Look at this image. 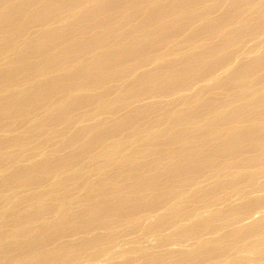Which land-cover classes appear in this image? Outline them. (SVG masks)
I'll use <instances>...</instances> for the list:
<instances>
[{
  "label": "rangeland",
  "instance_id": "374dc122",
  "mask_svg": "<svg viewBox=\"0 0 264 264\" xmlns=\"http://www.w3.org/2000/svg\"><path fill=\"white\" fill-rule=\"evenodd\" d=\"M30 1L34 2L33 5H25V2L23 3L20 2L19 3L20 6L17 5L16 7H12L11 9L10 7L9 8L6 7L5 5L2 7L3 10H1L0 12V23H1L0 35L1 33L2 35H4L3 36L4 41L6 42L10 41V43L13 42L14 44V47L12 48L11 51L13 54L10 52L9 54L3 55L2 58H1L2 53L0 54V77L1 79L4 80L3 81L0 79V86L2 87L3 85L10 82V80H12L13 77H19V79H22L23 81V79L30 80L31 78H34V76L35 77L41 76V71L42 74L47 73L49 67L54 66L52 64V61L55 65L57 64L59 65L66 62L67 63L71 62L73 60V62H76L73 64L74 66L73 69L76 68L78 70L75 69L73 71L74 74L70 76L65 75V77L64 75L60 77L59 72L57 74V77L56 76L50 77L48 75L43 78L46 79V81L41 79L44 81L42 83L43 85L42 87L39 86L37 89L33 91L24 90L25 92L21 91L18 92L19 94L16 93L14 94V96L12 95L13 96L12 100L17 101L16 102L17 105L10 106L7 110V113L9 114L4 115L5 117H2L3 119L0 118L1 119L0 144L3 145L2 146L3 157H0V161L4 159L7 160L10 158H14L16 155H18L19 157L9 162L10 165L8 163H7L8 166L5 164L6 166L5 169L3 168V171L2 169H0V184H1L0 191L2 189L5 190L3 191L2 194H0L2 196V197L0 196L1 197L0 210L2 208L1 213H3L2 211L4 209H5L4 211H10V212L11 211L13 212L14 210L15 211L18 210L17 208L20 205L19 202H21L19 196L23 197L24 195H26L25 192L28 188L25 190V192L23 189H21V191L15 190V192H13V189H15L14 184H18L22 182L21 181L22 177H20L18 173L17 176L12 175L13 178H10L11 176L8 175L9 179L7 180L3 179L4 177L6 178V175L9 174L10 172L11 173H14V171L18 172L19 167L22 166L26 167L31 164H38L42 161H44L43 162L44 165H47L48 160L56 161L55 164H58L60 158L58 160V157L55 158V156L59 154H61L62 162L65 161V164H70L68 162L71 161L73 162V160L74 161L80 160L85 155L84 154L85 150L88 149L89 147L92 148V145L89 146V144H91L93 141H94L93 142L94 147H96L95 145L97 144L98 141L99 144H97V146L98 145L100 146L101 140L104 136H105L104 137L105 140L103 138L102 142L105 141V144H107L106 142H108L109 147L110 144H112L111 142L116 141L118 143L117 147L119 148L121 146V148L120 150L117 149L120 152L119 156H118V151L116 155H113L112 158L114 162H112V164L111 162L108 163L107 161L106 163H104L105 168L103 167L102 169H104L105 171L102 170L103 173L96 172L93 174V172L88 173L87 171L86 173L88 174L81 173L80 176L77 175L80 177V179L79 177L76 176L77 177L76 179L79 180L78 182L79 186H76L78 191L76 190L74 191L73 186H71L72 187L71 190H70L71 187L69 188V191L70 193H72L73 190L74 191L73 196L75 195L74 197L76 198V200L77 199L78 200L77 201L75 200L77 204L74 203L76 204L74 205L76 207H73L71 205L70 209H68L69 211L65 216L66 220L60 219L61 221H59L52 219L53 223H51V225L53 224V226L51 227V225H49V227H47L48 226L47 224L44 227V229H46L47 232L46 231H43L44 233L42 231L36 232L35 234H32L34 237H32V235H29L31 239H29L28 236L24 238L25 241L19 243H12V244L6 243L0 249V264H264V142H263V146L259 150L256 149L257 151L247 150V148L245 147L246 144L243 146L244 148L242 147L243 149L240 148L239 146V149L237 148V150H235L233 154L231 153L232 155H228L226 152L222 153L221 151V148L223 147V142L226 143L228 140L226 139L224 141L222 136L223 134H226L225 131L228 130L229 132V130L235 127L233 125L236 124L238 125L236 127H240V129L248 130V132H250L251 131L250 129L254 125L263 123L262 118L260 117V114L257 112V110L251 109L248 106L250 103L248 101L251 100L253 98L252 96H254V94L257 93H260V95L264 96V66H263L264 64L260 68L257 67V70L255 68L254 71H252L251 68L247 69L248 66L246 65H249V62L252 63L251 61L253 60L256 61V59L258 60L260 57L262 58V56H264V0H192L193 1V3L191 2L192 4L186 3L185 6H183V8L182 6L179 7L177 6V9H176V3L177 4L182 3V0H166L167 4L165 0H160V1L152 0V2L153 1L155 2V5L152 6L149 5V7L147 2H151V0H147V1L145 0H103V1L97 0L96 1L95 0L96 3L90 7L88 4L84 2V0H81L80 2L79 0H49V1L30 0ZM0 2L8 3L11 5L13 3V0H0ZM144 2L147 4L146 8H145L146 4ZM83 4L87 7L86 8L80 7ZM103 4L106 5V7L105 8L102 7V10L98 11L99 14L90 17ZM31 6H34L36 8L34 12L32 11L33 13L30 14L31 15L30 17V15L25 14L27 12V10L25 9L30 8ZM169 6L171 7L169 8ZM121 7H123V10H121L122 9ZM23 8L24 10H22ZM94 9L95 11L91 13L92 10ZM143 9H144V13L142 12ZM168 9H170L169 10L170 12L168 11ZM36 11L39 12L37 13ZM54 12L56 13L54 14ZM190 12H192L191 16H190ZM13 13L14 15H12ZM4 14L7 16L6 18ZM57 15L58 18H56V20H52L53 24L50 23L49 25H47L48 20H50V18L52 19L54 17H57ZM22 16L23 17L26 16L25 17L26 21L22 19ZM189 16L190 18H188ZM31 20L32 23L30 22ZM204 21L207 22V24ZM208 21H210V23H208ZM59 22L61 24L58 25ZM131 22H134L132 23L133 25L132 28L130 26ZM22 23L26 24L28 27H24L25 25H22ZM45 23L47 24L45 25ZM204 23L206 27H204V31H202L201 28H203L202 25ZM41 25L45 27H42ZM213 25H216L217 27L215 31L209 29L210 26L215 28V26ZM3 26L4 28L8 27L9 30L7 31V28L6 30H4ZM39 26L41 27L39 28ZM26 28L27 29L29 28L28 33L25 37L26 39L24 38L22 39L19 30L21 29L25 30ZM41 28L43 30L44 28H46L47 32L45 31L44 33ZM48 29L50 31H48ZM200 29L202 32L199 31ZM212 31L215 32L213 36L211 35L213 33ZM42 32L45 35L42 34ZM199 32L201 33V35ZM40 33L42 34L43 37L41 36ZM63 33H65V35ZM122 33L126 35L120 36L123 35ZM51 35L54 37H52ZM63 35L64 37H62ZM27 37L29 41H26ZM57 37L58 40L60 39L59 42L56 39ZM65 37H68L69 40ZM5 38H7L8 40ZM117 40H119L121 45H119L120 44L119 42H115ZM27 42L28 43L31 42L27 47L28 51L25 46ZM112 42L113 44H111ZM20 44L21 47H19ZM103 44L104 47L108 46L109 44L108 46L109 48L112 46L119 45V49H120V53L118 57L117 58L115 57L116 62H114L113 64L111 63V65H109L110 68L108 64L109 62H113L112 59H114L115 55L113 57H111L113 54L110 56L111 60L107 58V60L109 61L108 62L106 60L108 62L106 67L107 69L105 68L106 63L104 64L105 60L103 61V55L101 54L102 57L100 56V53L104 54L105 53L104 51L106 50L104 49L102 51L99 50V48H101ZM110 44L112 46H110ZM54 46L56 47V49L54 48ZM125 47L126 49L124 50L123 48ZM66 48L68 49V52ZM17 49L20 50L17 51ZM30 49L31 50L35 49V51L37 52L32 51L31 53ZM24 51L26 54L24 53ZM193 51L196 54H199V55H195L198 56L197 58L198 60L195 57L193 58L194 56V54H192L194 53ZM211 51L212 52L218 51V53L215 52L214 55L215 57L222 56L223 58L224 54L228 55L227 57L228 59L226 57L224 58V61L226 59L227 61L223 62L222 60V63H220L219 66H216V68L211 69L210 66H212L213 63L212 60L214 59L212 58L213 54H211ZM59 53H62V55L63 54L65 55L67 53L68 55L66 54V56H68V58H66V56L61 57L60 56L61 54ZM52 54H55L56 56ZM85 54L88 55L90 59V63L92 65L89 63L88 61L89 59H86L88 57ZM191 55H193L192 58H189ZM53 57L55 58L58 57V58L55 59ZM9 58L11 60L9 62L11 63L8 62ZM48 58L49 60H47ZM27 59L30 61H28ZM63 59H65V61ZM190 59H192L191 61H194V59H196L198 62H195L196 61L195 60L194 63L196 65L198 64L199 65L196 68H194L195 69L193 70L194 72L192 71V73L188 75V71H189L188 66L193 63L190 61ZM82 60H84L85 63L84 62L81 63ZM189 61L191 62V64H188L190 63ZM27 62L30 64H28ZM12 63L13 65H11ZM184 65L186 66V68ZM196 65H194V67ZM4 66H6L7 68ZM180 66L181 68H179ZM11 67L12 69H10ZM172 67L174 68V70L172 69ZM204 67L207 68V71L205 73L204 71L206 69ZM108 68L112 71V73H110L111 71ZM14 70L16 72H14ZM45 70L47 72H45ZM85 70L87 71L85 72ZM106 70L107 71L109 70L108 77H110V74L112 77L111 79L107 80V83L104 82L105 79L102 77L107 75L106 73L108 72ZM178 70L180 72H178ZM211 70L214 72H210ZM114 71L115 73H113ZM236 71H239V73H237ZM17 72H18V76L16 75ZM120 72L121 74L123 73L125 74L118 78L119 76L118 74ZM11 73H15L14 76H11L12 75ZM27 73L28 75L25 76V74ZM209 73H211L212 75ZM173 74L176 76H174ZM191 75L194 76L193 77L194 79L192 78ZM171 76L175 77L176 80ZM178 76L180 80H182L181 82L179 81V78H177ZM49 77L51 80L49 79ZM52 78L53 79L55 78L54 81ZM61 78H65V79L60 80ZM102 79H104V81H102ZM168 79L169 82L171 81V79H174L175 81L173 80L172 82L175 83V86L179 84L178 85L179 87L178 86L176 88L173 87L172 86L173 84L171 82L172 85L171 84L169 85L171 87V88L169 87L171 91L167 92L169 90ZM68 80L70 83L68 82ZM98 81L99 82L101 81L99 85L97 84ZM176 81H179L180 83L179 82L176 83ZM235 81H237V83ZM63 82L67 85H65ZM78 83L80 85H78ZM91 83L95 85V88L97 87L96 91L95 89L90 90V92L94 91L93 93L87 91L84 94V97L82 94L79 93H78L79 97L77 94L71 96L70 97L71 99L73 97L74 98L72 100L69 99L68 101L65 102L67 103L65 104L66 107L64 106V102L61 103V106L65 108L64 111L67 113L61 111L62 107L60 106V101L58 100L55 101L54 103L58 106L57 107L54 104L56 106V107L54 106L55 109L58 110V112L60 111L61 112L58 113L56 111L57 114L55 113L52 116L53 118L48 117V114L47 112L44 111V109H46L45 107H48V104H50L49 101L51 99L55 100L56 98L60 97V95L63 92L65 93L66 90L75 91L80 87L86 85H87L86 87L89 88V86H93L90 85ZM181 83L184 85L183 88H181L183 86ZM246 83L248 84V86ZM36 84L38 85V83ZM45 84L47 85V87ZM65 86L66 87L68 86L69 88L68 87L66 88ZM236 87L239 88L237 89ZM104 88L109 90L107 91L108 93L106 92L107 96L105 103L107 104V106L103 105L102 107L99 104L98 106L95 102L89 104L90 99L94 98L95 94H99L100 92H103ZM175 89L176 91H174ZM17 95L23 97L26 96L25 98V100H27L26 103L24 98ZM27 96H29V98ZM20 99L22 100L19 101ZM18 102L20 103L19 105ZM40 102L41 104H39ZM212 102L215 103L212 104ZM76 103L79 106L75 107V105H77ZM38 104L40 105V107ZM216 104L218 105L216 106ZM67 105L69 106V108L70 105L72 106L69 109ZM240 105L242 109L240 108ZM1 107L2 105H0V109ZM33 107L37 109H34ZM59 107L61 108L59 109ZM67 109L68 111L71 110L70 114L67 111ZM237 109L238 110L240 109V111H238V117H237L238 119L234 117L233 120V117H230V115L233 113V111ZM28 111L31 112L35 111V115H30V116L28 115L27 117H24L25 120H23V118L22 120L16 119L19 122L13 123L15 124V126L12 129H10L12 132L7 128H5V126L7 127L8 125L7 123L11 124V122L14 121L15 118L19 117V115L22 116L25 115ZM171 112L173 113L172 116H174L175 122L177 117L180 116L181 118H185L187 116L190 117V118L187 117V119L190 122L185 118L183 121L184 124L182 123L183 125L182 124L180 125L181 129L179 134L176 132L177 124L175 125L174 124L175 122L172 119L169 120ZM194 112H197L198 114L192 116ZM64 114H65L64 118L66 121L63 118ZM67 114H69V116ZM167 114H169V116ZM211 116L214 118H218L217 121L222 122V123L218 122L219 124H216L217 121L215 122V127L217 128L216 135L218 134L219 135L217 136L218 138H216V140L214 141L209 137L210 134H208V129H209L208 126H210V124H208L209 123L208 121H211L210 120L212 118ZM223 116H225L224 117L225 119L223 118ZM11 118L14 120H9ZM44 118H47L44 125L47 126L46 127L43 126L44 128L40 127L37 132L36 131L38 127L37 125L39 124L40 120H43ZM191 118H193V120H190ZM6 119H8V122L4 123L3 121ZM52 119L54 120L51 121ZM161 120L163 124L161 123ZM191 121L192 123L196 122L195 126L194 124H191ZM247 122L249 123L247 124ZM185 123H187V125ZM223 123L227 126L224 127ZM59 124L62 127H60ZM145 125L146 127H144ZM53 126L55 127L53 128L52 132L48 133V130ZM219 126H223V127L218 128ZM147 127L150 130H148ZM185 127L189 128L190 130L192 129L190 131V134L188 133L184 135V131L182 129H184ZM42 128L44 130H42ZM153 128L155 130H153ZM221 128H223L224 131H221L222 130ZM142 129H144V131H142ZM83 130L85 131L87 130V133L84 132V134L85 137L88 139V140L85 139L84 142L82 139L83 135L80 134L81 131ZM131 130L134 131L135 133H133ZM136 131L138 133H136ZM217 131L220 133H218ZM31 133H33L34 135H32ZM52 133H56V134H52ZM78 133L79 135L78 137H76ZM197 133H199L200 135L198 136ZM30 134L32 137L30 136ZM134 134H136V136ZM164 134L166 135L164 136ZM174 134H176L177 136ZM21 135L26 136L25 137L26 139L29 138L27 139L29 142H27L23 147L21 146L22 147L21 149L20 148L16 149V147H11V148L8 147L10 149L9 150L4 148V146L6 147V145L9 143L10 140L21 137ZM170 135L173 138H170L171 137ZM186 135H188V137ZM74 136L76 137V139L74 138ZM182 136H184L185 138ZM192 136L194 137L196 136V137L194 138ZM219 136H221L220 140H219ZM38 137L41 138L38 140ZM177 137L179 139L177 140L178 145L175 149L176 151L174 150L176 154L171 156L170 151H168V149H164L163 147L164 145L166 146L167 144H169L168 141L171 139L172 140L170 143H174V140L176 141ZM190 137H192V139ZM198 137H200V139H198ZM68 138L69 139L74 138L73 140H70L69 144H71V146L69 148H67L66 146H62L63 142ZM33 139H36V142ZM141 139L144 142L140 141ZM196 139L198 140L196 141ZM90 140L92 142H90ZM107 140H111V141H107ZM38 141L39 143H42L41 144L42 146L39 147L40 144L39 145L37 144ZM133 142L134 143L137 142L136 144L139 146H137ZM152 142L153 144H151ZM196 142H198L199 145ZM200 142L203 144H200ZM30 143H33V145ZM35 143L37 145H35ZM29 145H31L33 148ZM141 145L145 147L142 148ZM35 146L40 148L38 149L39 152L37 151ZM155 146H156V150L154 148ZM212 146L214 150V155L211 157V164L209 165V167L207 165L206 166L200 165V169H197V174H192L194 173V170L192 169L193 165L194 164L196 165V162H194V160H198L199 151H201V149L199 148L202 149L204 148L203 150H207V149L210 150ZM135 147H137V149ZM159 147H161L162 150ZM194 148L196 149L194 150ZM89 149L86 150V153L87 151H89ZM189 150L190 151L193 150L194 151L193 153L196 152L195 157L193 156L194 154L192 153V151L191 153H189L190 152ZM219 150L221 153H219ZM121 151L123 152L122 154ZM52 152L55 153L52 154ZM56 152H58V154ZM62 152L64 155L62 154ZM156 152H158L159 154ZM175 155L178 159L181 158L180 156L183 155V158H185L184 162H186V164L187 163L189 164L188 166H185L184 171L186 168H188L189 170L187 169L185 172H183L182 175L177 176L176 178L175 177L172 178L173 176V171H172V175L170 174L168 178L164 179L163 178L164 175L161 169L163 170V168H165V166L167 165L168 166L172 164L174 165L175 162L177 164L178 160L175 157ZM45 156L47 157L50 156L48 157L50 159H48ZM53 156L55 159L52 158ZM63 156H65L64 157L65 159L63 158ZM123 157H125V159ZM257 158H260L259 159L260 162H257L258 164L255 163L256 162L255 160H257ZM86 159L87 158L83 159V161L85 160L86 162H83L82 170L84 169V167H87V165L89 164V161H87ZM192 160L194 163L192 162ZM107 163L111 164L109 166L110 168L107 167L108 166ZM204 164H205V160H204ZM90 165L92 164H89L88 168L91 167ZM41 168L42 166L39 167V170L36 169L37 171L35 172L37 174L34 173L35 174L34 178L32 176L31 177L28 176L30 177L27 179L29 180L28 183L30 182L29 184L32 185L37 184L38 183L37 179H39L40 177L41 179H44L46 181L48 180V178H46L48 177V173H46L48 171V169L46 168L48 167H46L45 169L43 168L41 169ZM43 170H45L44 174H42ZM142 170L144 172H142ZM41 174L44 177H42ZM99 174H103L102 177H100ZM81 177L83 178V180L81 179ZM162 178L166 182L165 186L162 183L163 182ZM23 179L24 178H22V180ZM152 179L154 181H152ZM171 179L173 182L171 181ZM27 180L24 179L23 181L27 182ZM32 180L33 182L36 181L35 184L32 182ZM7 181L8 183L6 184ZM95 182L96 185L98 184L100 186V188L98 185L97 186L94 185ZM3 183H5L6 185ZM84 183L89 184L88 188H91L90 190L88 189L87 191L88 194L85 193L84 191H79L80 189H78L81 188V185ZM103 183H105L106 185H104ZM9 184H11V187ZM46 184H47L46 186H48V183ZM76 187H74V189H76ZM161 188L163 191L161 190ZM94 191L97 193H95ZM15 193L16 194L20 193V194L19 195L17 194L16 196ZM83 194L85 197L83 196ZM93 194L94 195L97 194L95 198H93ZM79 197L81 199H79ZM7 199L9 200L7 201ZM4 200H6L7 202ZM4 202L6 204H4ZM46 202H48V200ZM13 208L14 210H12ZM71 209L72 212L73 211L75 212V213L73 212L74 215L72 214ZM106 210H108V212ZM116 210H118V212ZM45 211L46 212H44V214L48 215L47 210ZM36 212L37 211L34 212V215H36ZM40 213L38 210L37 217L43 216V212L40 211ZM114 214H116L115 215L116 217H114ZM174 215L175 218L173 217ZM71 217H73V219H71ZM179 217L183 219H179ZM129 219H131L132 221ZM173 219H175L174 220L175 222H173ZM56 221L59 222L58 225L57 223H54ZM170 221H172L173 223ZM182 221L184 222V224ZM86 222L89 223L86 224ZM88 226L89 228H87ZM55 229L57 230L55 231ZM40 232H42L41 234L44 235L42 236ZM67 232H69L70 235ZM66 234H68L69 237ZM36 237H38V239H36ZM41 238H43V240L45 241H43ZM34 240L36 242H34ZM93 241H95V243H92ZM50 244L51 245L55 244V245L54 247L53 245L50 247ZM202 247H204V249ZM34 250L35 252L38 251L37 253H40V255H38V257L33 259L30 258L28 254L33 252ZM25 253L27 254L26 260L21 261V257H20L21 254L26 255Z\"/></svg>",
  "mask_w": 264,
  "mask_h": 264
},
{
  "label": "bare ground",
  "instance_id": "6f19581e",
  "mask_svg": "<svg viewBox=\"0 0 264 264\" xmlns=\"http://www.w3.org/2000/svg\"><path fill=\"white\" fill-rule=\"evenodd\" d=\"M36 1V0H35ZM49 1V0H48ZM97 1V0H96ZM96 1L95 0H84V2L86 3V4H88L89 5V7L90 6H92V5H94L95 3H96ZM103 1V0H102ZM145 1H147V0H145ZM156 1V0H155ZM160 1V0H159ZM166 1V0H165ZM183 1V0H182ZM190 1V0H189ZM3 2V1H2ZM8 2V1H7ZM17 2V3H16ZM23 3V2H25V5H33V3L34 2H32V1H30V0H13V3L10 5V4H8V3H1L0 2V12H1V10H3V6H5L6 5V7H10V9L12 8V7H16L17 5L18 6H20V4L19 3ZM42 2V1H41ZM191 2L193 3V1L191 0ZM196 2H198V1H196ZM51 3V2H50ZM108 3V2H107ZM126 3V2H125ZM145 3V2H144ZM143 3V4H144ZM148 3V7H149V5L150 6H152V5H155V2L153 1L152 2V0H151V2H147ZM153 3V4H152ZM161 3V2H160ZM192 3H190V4H192ZM46 4V3H45ZM146 4V3H145ZM166 4H167V1H166ZM7 5H9V6H7ZM23 5V4H22ZM21 5V6H22ZM24 5V6H25ZM44 5V4H43ZM175 5V4H174ZM174 5H173V7H174ZM35 6H36V4H35ZM73 6V5H72ZM141 6V5H140ZM146 6H147V4L145 5V8H146ZM23 7V6H22ZM39 7H41V6H39ZM80 7H87V6H85L84 4L83 5H81ZM102 7L103 8H105L106 7V5H101V7L97 10V11H95L94 13H95V15L96 14H99V12L98 11H101L102 10ZM143 7H144V5H143ZM148 7H147V9H148ZM171 6H169V8H170ZM7 8V9H8ZM21 8V7H20ZM27 8V7H26ZM35 8L36 7H34V6H31L30 8H27V9H25V10H27V12L25 13V14H28V15H30L31 13H33L34 12V10H35ZM45 8V7H44ZM46 8H48V7H46ZM122 9L121 10H123V7H121ZM142 8V7H141ZM6 9V8H5ZM18 9V8H17ZM88 9V8H87ZM9 10V9H8ZM22 10H24V8L22 9ZM37 10H39V9H37ZM42 10H43V8H42ZM63 10V9H62ZM82 10V9H81ZM150 10V9H149ZM155 10V9H154ZM170 9H168V11H169ZM175 10V9H174ZM17 11V10H16ZM19 11H20V9H19ZM33 11V12H32ZM60 11V10H59ZM85 11V10H84ZM147 11V10H146ZM145 11V12H146ZM230 11H232V10H230ZM230 11H229V13H230ZM14 12V11H13ZM37 12V11H36ZM39 12V11H38ZM37 12V13H38ZM64 12H65V10H64ZM96 12H98V13H96ZM130 12V11H129ZM143 13H144V9H143V11H142ZM170 12V11H169ZM3 13V12H2ZM8 13V12H7ZM56 12H54V14H55ZM82 13V12H81ZM84 13V12H83ZM191 13L192 12H190V16H191ZM24 14V15H25ZM57 14H58V12H57ZM5 15V14H4ZM8 15V14H7ZM12 15H14V13L12 14ZM32 15H34V14H32ZM52 15V14H51ZM56 16V15H55ZM190 16L188 17V18H190ZM192 16H195V15H192ZM7 16L5 15V18H6ZM25 17L26 16H22V19L23 20H25ZM30 17H31V15H30ZM50 17V16H49ZM52 17V16H51ZM61 17V16H60ZM142 17V16H141ZM4 18V17H3ZM4 18V19H5ZM17 18V17H16ZM21 18V17H20ZM33 18V17H32ZM56 18H58V15H57V17H54V18H50V20H48V24L47 23H45V25L47 24V25H49L50 23H52V20H56ZM138 18V17H137ZM144 18V17H143ZM19 19V18H18ZM192 19V18H191ZM47 20V19H46ZM58 20V19H57ZM70 20V19H69ZM132 20V19H131ZM143 20V19H142ZM216 20V19H215ZM20 21H22V20H20ZM26 21V20H25ZM37 21H40V20H37ZM81 21V20H80ZM212 21V20H211ZM219 21V20H218ZM19 22V21H18ZM31 23H32V20L30 21ZM34 22V21H33ZM46 22V21H45ZM205 22V21H204ZM214 22V21H213ZM223 22V21H222ZM24 23V22H23ZM22 23V25H25L24 27H28L26 24H23ZM41 23V22H40ZM68 23V22H67ZM132 23H134V22H131L130 24V26H131V28H132ZM143 23V22H142ZM156 23V22H155ZM206 24H207V22H205ZM205 23L203 24V25H205ZM208 23H210V21H208ZM215 23V22H214ZM214 23H212V24H214ZM1 24V23H0ZM12 24V23H11ZM38 24V23H37ZM53 24V23H52ZM59 24H61L60 22L58 23V25ZM64 24V23H63ZM82 24V23H81ZM211 24V25H212ZM3 25H4V23H3ZM5 25H7V24H5ZM13 25H14V23H13ZM19 25H20V23H19ZM144 25V24H143ZM202 25V27L203 28H201L202 29V31H204V27H206V25L205 26H203ZM216 25H217V23H216ZM216 25H213V26H215V28L214 27H212V26H210V30H214L215 31V29L217 28L216 27ZM2 26V25H1ZM12 26V25H11ZM42 27H45V26H43V25H41ZM41 26H39V28L41 27ZM127 26V25H126ZM167 26V25H166ZM222 26H223V24H222ZM15 27V26H14ZM19 27V26H18ZM29 27H30V25H29ZM47 27V26H46ZM51 27V26H50ZM79 27V26H78ZM152 27H153V25H152ZM258 27V26H257ZM7 28V31L9 30L8 29V27H6ZM6 28H4V26H3V29L4 30H6ZM9 28H11V27H9ZM48 28H49V26H48ZM55 28V27H54ZM58 28V27H57ZM122 28V27H121ZM124 28V27H123ZM207 28H208V25H207ZM213 28V29H212ZM224 28V27H223ZM15 29V28H14ZM29 29V28H28ZM28 29L26 28L25 30H23V29H21V30H19V32H20V35L22 36V39L24 38V39H26L25 37H26V35H27V33H28ZM42 29V28H41ZM130 29V28H129ZM140 29V28H139ZM150 29V28H149ZM201 29L199 30L200 32H202L201 31ZM221 29V28H220ZM219 29V30H220ZM254 29V28H253ZM17 30V29H16ZM52 30H53V28H52ZM57 30V29H56ZM61 30V29H60ZM67 30V29H66ZM75 30V29H74ZM131 30V29H130ZM208 30V29H207ZM206 30V31H207ZM218 30V31H219ZM257 30V29H256ZM15 31V30H14ZM42 31L45 33V31H46V28H44V30L42 29ZM48 31H50L49 29H48ZM96 31V30H95ZM118 31V30H117ZM121 31V30H120ZM209 31V30H208ZM10 32V31H9ZM17 32V31H16ZM42 32V34H44ZM47 32V31H46ZM54 32V31H53ZM58 32V31H57ZM84 32V31H83ZM94 32V31H93ZM115 32H116V30H115ZM131 32V31H130ZM199 32V33H200ZM213 32V31H212ZM217 32V31H216ZM6 33V32H5ZM49 33V32H48ZM52 33V32H51ZM127 33V32H126ZM196 33V32H195ZM198 33V34H199ZM214 33L215 32H213L211 35L213 36L214 35ZM12 34V33H11ZM18 34V33H17ZM31 34V33H30ZM41 34V33H40ZM42 34H41V36H42ZM56 34V33H55ZM59 34V33H58ZM64 35H65V33H63ZM112 34V33H111ZM119 34V33H118ZM123 34V33H122ZM144 34H145V32H144ZM217 34V33H216ZM10 35V34H9ZM45 35V34H44ZM61 35H62V33H61ZM64 35L62 36V37H64ZM124 35H126V34H123V35H120V36H124ZM200 35H201V33H200ZM4 35H2V33H1V35H0V54L2 53V56H1V58L3 57V55H6V54H9L11 51H12V48L14 47V44H13V42L12 43H10V41L9 42H6V41H4L3 40V37ZM6 36V35H5ZM14 36V35H13ZM20 36V37H21ZM52 36V35H51ZM67 36H68V34H67ZM77 36V35H76ZM129 36H130V33H129ZM195 36V35H194ZM197 36V35H196ZM43 37V36H42ZM49 37V36H48ZM52 37H54V36H52ZM72 37H73V35H72ZM104 37V36H103ZM140 37V36H139ZM10 38V37H9ZM60 38H61V36H60ZM65 38H67L68 39V37H65ZM82 38V37H81ZM129 38V37H128ZM199 38V37H198ZM232 38V37H231ZM5 39H7V38H5ZM36 39V38H35ZM45 39V38H44ZM54 39V38H53ZM57 40H58V37L56 38ZM8 40V39H7ZM21 40V39H20ZM41 40V39H40ZM60 40V39H59ZM59 40H58V42H59ZM69 40V39H68ZM194 40V39H193ZM26 41H29L28 40V37H27V40ZM52 41V40H51ZM103 41V40H102ZM107 41V40H106ZM105 41V42H106ZM225 41H226V39H225ZM34 42H35V40H34ZM36 42H37V40H36ZM47 42V41H46ZM53 42V41H52ZM51 42V43H52ZM115 42H119V40H117V41H115ZM193 42V41H192ZM198 42V41H197ZM25 43V42H24ZM28 43V42H27ZM26 43V49H27V47H28V45H29V43H31V42H29L28 44ZM45 43V42H44ZM48 43V42H47ZM50 43V42H49ZM60 43H61V41H60ZM60 43H59V45H60ZM65 43H67V42H65ZM104 43V42H103ZM120 43V42H119ZM221 43V42H220ZM15 44H16V42H15ZM19 44V43H18ZM37 44V43H36ZM39 44H40V42H39ZM57 44V43H56ZM71 44V43H70ZM105 44H107V43H105ZM111 44H113V42L111 43ZM110 44V46H112ZM118 44V43H117ZM35 45V44H34ZM45 45V44H44ZM44 45H43V47H44ZM47 45V44H46ZM53 45V44H52ZM68 45V44H67ZM101 45V44H100ZM114 45H115V43H114ZM119 45H121V43L119 44ZM119 45L117 46H112V47H108L109 46V44H108V46H106V47H104V44H103V46L101 47V48H99V50H106V51H104L105 53L103 54V53H100V56H101V54L103 55V61L105 60V62H104V64L106 63V66H105V68L107 67V64H108V60H107V58L108 59H110L111 60V57H113L114 55V59H112L113 60V62H109V64H108V66L109 65H111V63L113 64L114 62H116V60H115V57L117 58L118 57V55H119V53H120V49H119ZM17 46V45H16ZM24 46V47H25ZM40 46V45H39ZM49 46V45H48ZM189 46V45H188ZM19 47H21V44H20V46ZM23 47V48H24ZM33 47V46H32ZM31 47V48H32ZM37 47V46H36ZM69 47H70V45H69ZM72 47V46H71ZM88 47H90V46H88ZM87 47V48H88ZM99 47V46H98ZM39 48V47H38ZM54 48L56 49V47L54 46ZM58 48V47H57ZM62 48V47H61ZM48 49H49V47H48ZM52 49H53V46H52ZM65 49V48H64ZM67 49V48H66ZM94 49V48H93ZM124 50L126 49V47L125 48H123ZM14 50V49H13ZM18 50H20V49H17V51ZM44 50H45V48H44ZM87 50V49H86ZM109 50V51H108ZM214 50V49H213ZM27 51H28V49H27ZM30 51H31V53H32V51H35V49L34 50H31L30 49ZM43 51V50H42ZM52 51V50H51ZM57 51H58V49H57ZM62 51V50H61ZM82 51V50H81ZM35 52H37V51H35ZM34 52V53H35ZM48 52H49V50H48ZM54 52V51H53ZM60 52V51H59ZM67 52H68V49H67ZM93 52V51H92ZM109 52V53H108ZM114 52H115V54H114ZM174 52V51H173ZM194 52V51H193ZM208 52V51H207ZM215 52H217L218 53V51H211V54H213L212 55V58H214L212 61H213V63H212V66H210V68L212 69H214V68H216V66H219V64L220 63H222V60H223V62H225V61H227V57H228V55H226V54H224L223 56V58H222V56H214L215 55ZM12 53V52H11ZM18 53V52H17ZM24 53H25V51H24ZM30 53V52H29ZM64 53V52H63ZM87 53H88V51H87ZM91 53V52H90ZM94 53V52H93ZM161 53V52H160ZM199 53V52H198ZM13 54V53H12ZM26 54V53H25ZM24 54V55H25ZM41 54H42V52H41ZM47 54V53H46ZM45 54V55H46ZM59 54H61L60 56L62 57H64V56H66V54L64 55H62V53H59ZM92 54V53H91ZM113 54V55H112ZM137 54V53H136ZM192 54H194V56L193 55H191L189 58H192V56H193V58L195 57L196 59L198 58V56H195V55H199V54H196L195 52L194 53H192ZM23 55V56H24ZM30 55V54H29ZM52 55H55V54H52ZM68 55V54H67ZM85 55H87V54H85ZM88 55H89V53H88ZM88 55H87V57H88ZM112 55V56H111ZM145 55H146V53H145ZM207 55H208V53H207ZM226 55V56H225ZM11 56V55H10ZM9 56V57H10ZM19 56V55H18ZM17 56V57H18ZM21 56V55H20ZM34 56V55H33ZM47 56V55H46ZM51 56V55H50ZM56 56V55H55ZM71 56H72V54H71ZM74 56V55H73ZM80 56V55H79ZM111 56V57H110ZM158 56V55H157ZM6 57V56H5ZM38 57H39V55H38ZM41 57V56H40ZM52 57V56H51ZM77 57H78V55H77ZM82 57V56H81ZM80 57V58H81ZM84 57V56H83ZM86 57V56H85ZM93 57V56H92ZM102 57V56H101ZM110 57V58H109ZM161 57V56H160ZM227 58L225 61H224V58ZM21 58V57H20ZM26 58H28V57H26ZM53 58H55V57H53ZM56 58H58V57H56ZM55 58V59H56ZM66 58H68V56H66ZM69 58H70V56H69ZM74 58V57H73ZM146 58V57H145ZM157 58H159V57H157ZM189 58H188V60H189ZM202 58V57H201ZM261 58V57H260ZM256 59V61H251L252 63H250L249 62V65H246V66H248V68L247 69H249V68H251L252 69V71H254V69L256 68V70H257V67L258 68H260L263 64H264V56H262V58L261 59ZM15 59V58H14ZM24 59V58H23ZM84 59V58H83ZM86 59H89V57L88 58H86ZM98 59V58H97ZM100 59V58H99ZM196 59H194V61L196 60ZM6 60H7V58H6ZM28 60V59H27ZM47 60H49V58L47 59ZM52 60V59H51ZM61 60V59H60ZM64 61H65V59H63ZM68 60V59H67ZM76 60V59H75ZM85 60V59H84ZM84 60H82V62L81 63H83L84 62ZM102 60V59H101ZM108 62H107V61ZM192 59H190V61H191ZM198 60V59H197ZM195 61V62H198V61ZM9 61H11L10 60V58H9V60H8V62ZM28 61H30V60H28ZM71 61V60H70ZM77 61V60H76ZM89 61V63H90V59L88 60ZM94 61V60H93ZM96 61V60H95ZM100 61V60H99ZM145 61V60H144ZM189 61V62H190ZM194 61H191V62H193L194 63ZM210 61V60H209ZM13 62V61H12ZM47 62V61H46ZM59 62V61H58ZM62 62V61H61ZM151 62V61H150ZM188 62V61H187ZM191 62L190 63H188V64H191ZM203 62V61H202ZM9 63H11V62H9ZM24 63V62H23ZM28 63V62H27ZM33 63V62H32ZM48 63V62H47ZM74 63H76V62H73V60L71 61V62H66V63H62V64H57V65H55L54 63H53V61H52V64L54 65V66H52V67H49V69L46 71L45 70V72H47V73H43L42 74V71H41V76H37V77H35L34 76V78H31L30 80H24L23 79V81H22V79H19V77H13L12 78V80H10V82H8L7 84H5V85H3L2 87L0 86V105H2V107H1V109H0V118L1 119H3L2 117H5L4 115H6V114H9V113H7V110H8V108L10 107V106H16L17 105V101H15V100H12L13 98V96H14V94H16V93H18V92H21V91H24V90H30V91H33V90H35V89H37L39 86H43L42 85V83L44 82V81H46V79H43L44 77H46V76H50V77H52V76H56L57 77V74H58V72L60 73V77L62 76V75H64V77H65V75H68V76H70V75H72V74H74V70L76 69H73L74 68V66H73V64ZM80 63V62H79ZM85 63V62H84ZM88 63V62H87ZM191 64V65H189L188 66V68H189V71L188 70H186V71H188V75L190 74V73H192V71L193 70H195L194 68H196L198 65H196L195 63L194 64ZM205 63V62H204ZM204 63H202V64H204ZM211 63V62H210ZM215 63V64H214ZM17 64V63H16ZM28 64H30V63H28ZM39 64V63H38ZM43 64H44V62H43ZM91 64V63H90ZM206 64V63H205ZM251 64V65H250ZM5 65V64H4ZM9 65V64H8ZM7 65V66H8ZM11 65H13V63L11 64ZM21 65V64H20ZM42 65V64H41ZM76 65V64H75ZM79 65V64H78ZM89 65V64H88ZM92 65V64H91ZM165 65V64H164ZM194 65H196L195 67H194ZM3 66V65H2ZM10 66V65H9ZM26 66H28V65H26ZM49 66V65H48ZM73 66V67H72ZM81 66V65H80ZM94 66V65H93ZM179 66V65H178ZM182 66V65H181ZM181 66L179 67V68H181ZM185 66V65H184ZM208 66V65H207ZM264 66V65H263ZM4 67H6V66H4ZM13 67V66H12ZM12 67L10 68V69H12ZM21 67H23V66H21ZM20 67V68H21ZM30 67V66H29ZM78 67V66H77ZM129 67V66H128ZM206 67V66H205ZM204 67V68H205ZM7 68V67H6ZM5 68V69H6ZM45 68H46V66H45ZM81 68V67H80ZM89 68V67H88ZM87 68V69H88ZM109 68H110V66H109ZM108 68V69H109ZM171 68V67H170ZM184 68V67H183ZM185 68H186V66H185ZM204 68H203V70H204ZM263 68V67H262ZM15 69V68H14ZM23 69V68H22ZM51 69H52V71H51ZM86 69V68H85ZM107 69V68H106ZM172 69L174 70V68L172 67ZM176 69V68H175ZM206 70L204 71V73L207 71V68H205ZM250 69V70H251ZM8 70H9V67H8ZM7 70V71H8ZM44 70V69H43ZM76 70H78V69H76ZM110 70V69H109ZM109 70L107 71L108 73H106L107 75H105V73H104V75L105 76H102L104 79H105V81H104V79H102V81H104V82H106L107 83V80H109V79H111L112 77H111V74H110V77H108V74H109ZM114 70V69H113ZM117 70V69H116ZM115 70V71H116ZM169 70H171V69H169ZM181 70V69H180ZM6 71V70H5ZM18 71V70H17ZM19 71H21V70H19ZM23 71V70H22ZM87 70H85V72H86ZM111 71V70H110ZM115 71L113 72V73H115ZM176 71V70H175ZM174 71V72H175ZM248 71V70H247ZM11 72V71H10ZM14 72H16L15 70H14ZM30 72V71H29ZM76 72V71H75ZM83 72V71H82ZM82 72H80V73H82ZM164 72V71H163ZM173 72V71H172ZM177 72V71H176ZM178 72H180L179 70H178ZM194 72V71H193ZM210 72H214V71H210ZM237 73H239V71H236ZM257 72V71H256ZM79 73V74H80ZM110 73H112V71L110 72ZM232 73V72H231ZM254 73V72H253ZM258 73V72H257ZM260 73V72H259ZM6 74V73H5ZM10 74V73H9ZM12 75L11 76H14V74L15 73H11ZM47 74V75H46ZM77 74V73H76ZM117 74V73H116ZM125 73H123V74H121V72L118 74L119 76H118V78L120 77V76H123ZM175 74V73H174ZM173 74V75H174ZM177 74V73H176ZM179 74V73H178ZM209 74H211V73H209ZM261 74V73H260ZM2 75H3V73H2ZM17 76H18V72H17V74H16ZM20 75H21V73H20ZM26 75H28V73L27 74H25V76ZM39 75H40V73H39ZM195 75V74H194ZM197 75V74H196ZM207 75V74H206ZM212 75V74H211ZM232 75V74H231ZM254 75V74H253ZM6 76V75H5ZM7 76H9V75H7ZM81 76V75H80ZM174 76H176V75H174ZM192 76V75H191ZM190 76V77H191ZM24 77V76H23ZM50 77H49V79H50ZM76 77H78V76H76ZM170 77V76H169ZM168 77V78H169ZM172 77V76H171ZM194 76H192V78H193ZM197 77V76H196ZM206 77V76H205ZM229 77H231V76H229ZM233 77V76H232ZM59 78V77H58ZM72 78V77H71ZM80 78V77H79ZM172 78H174L175 80H176V78L175 77H172ZM177 78H179V76L177 77ZM228 78V77H227ZM0 79H1V77H0ZM4 79H6V78H4ZM28 79V78H27ZM41 79H43V80H41ZM53 79V78H52ZM55 79V78H54ZM54 79H53V81H54ZM62 79H65V78H61L60 80H62ZM66 79H67V77H66ZM98 79V78H97ZM164 79V78H163ZM174 79H171V81L169 82V79H168V82H169V84H168V88L170 87L169 85L171 84V82L174 80ZM194 79V78H193ZM1 80H3V79H1ZM8 80V79H7ZM51 80V79H50ZM70 80V79H69ZM69 80H68V82H69ZM81 80V79H80ZM79 80V81H80ZM100 80H101V77H100ZM114 80H115V77H114ZM174 80V81H175ZM238 80V79H237ZM248 80V79H247ZM4 81V80H3ZM76 81V80H75ZM153 81V80H152ZM158 81V80H157ZM179 81L181 82L182 80H180V78H179ZM179 81H176V83H178ZM240 81V80H239ZM48 82V81H47ZM59 82V81H58ZM66 82V81H65ZM77 82V81H76ZM101 82V81H100ZM99 81H98V85H99V83H100ZM179 82V83H180ZM236 83H237V81H235ZM243 82V81H242ZM36 83H38V85L36 84ZM50 83V82H49ZM52 83V82H51ZM64 83V82H63ZM67 83V82H66ZM70 83V82H69ZM75 83V82H74ZM83 83V82H82ZM88 83V82H87ZM153 83V82H152ZM2 84H3V82H2ZM56 84V83H55ZM65 84V83H64ZM95 84V83H94ZM173 84V85H172ZM172 86L173 87H177L179 84H177L176 86H175V83H173L172 82ZM182 84V83H181ZM180 84V85H181ZM187 84V83H186ZM186 84H185V86H186ZM241 84V83H240ZM247 84V83H246ZM46 85V84H45ZM60 85H62V84H60ZM65 85H67V84H65ZM78 85H80L79 83H78ZM90 85H93L92 83L90 84ZM98 85H96V86H98ZM183 85V84H182ZM233 85V84H232ZM245 85V84H244ZM257 85V84H256ZM49 86V85H48ZM64 86V85H63ZM75 86V85H74ZM82 86V85H81ZM87 86V85H86ZM86 86H83V87H80L79 89H77V90H75V91H71V90H69V91H67L66 90V92L64 93H62L61 95H60V97H58V98H56L55 100H48L49 102H50V104H48V107H45L46 109H44V111L45 112H47V114H48V117L50 118V117H52L55 113L57 114V112H58V110H56L55 109V107L57 106L54 102L55 101H60V106H61V103H63L64 102V106L66 107V105L65 104H67V103H65L66 101H68L69 99H71L70 97L71 96H74L75 94H77L78 95V93L79 94H82L83 95V97H84V94L87 92V91H89L90 92V90H92V89H95V91H96V89H97V87L95 88V85H93V86H89V88L88 87H86ZM105 86V85H104ZM220 86V85H219ZM236 86V85H235ZM241 86V85H240ZM247 86H248V84H247ZM46 87H47V85H46ZM66 87V86H65ZM68 87V86H67ZM66 87V88H67ZM98 87H100V86H98ZM173 87H172V89H173ZM179 87V86H178ZM184 87V85L181 87V88H183ZM243 87V86H242ZM249 87H251V86H249ZM69 88V87H68ZM167 88V89H168ZM171 88V87H170ZM169 88V90L167 91V92H170L171 91V89ZM231 88V87H230ZM237 88V87H236ZM239 88V87H238ZM237 88V89H238ZM245 88V87H244ZM244 88H242V89H244ZM248 88V87H247ZM45 89V88H44ZM74 89V88H73ZM130 89V88H129ZM40 90H41V88H40ZM49 90V89H48ZM99 90V89H98ZM101 90V89H100ZM131 90V89H130ZM203 90V89H202ZM44 91V90H43ZM57 91V90H56ZM62 91V90H61ZM107 91H109V90H107V89H103V92H98L99 94H95V97L94 98H92V99H90V102H89V104L90 103H92V102H95L97 105L99 104V105H101L102 107H103V105L104 106H107V104L105 103L106 102V92ZM174 91H176V89L174 90ZM240 91H241V89H240ZM25 92V91H24ZM23 92V93H24ZM92 92V91H91ZM90 92V93H91ZM94 92V91H93ZM92 92V93H93ZM96 92V93H97ZM108 93V92H107ZM215 93V92H214ZM243 93V92H242ZM19 94V93H18ZM22 94V93H21ZM30 94V93H29ZM54 94V93H53ZM129 94V93H128ZM226 94V93H225ZM13 95V96H12ZM48 95V94H47ZM94 95V94H93ZM92 95V96H93ZM109 95V94H108ZM251 95V94H250ZM17 96H20V95H17ZM36 96V95H35ZM35 96H34V98H35ZM44 96V95H43ZM98 96V97H97ZM133 96V95H132ZM20 97H22V98H24V100H25V98H26V96L25 97H23V96H20ZM28 98H29V96H27ZM46 97V96H45ZM55 97V96H54ZM54 97H53V99H54ZM78 97H79V95H78ZM130 97V96H129ZM200 97V96H199ZM243 97V96H242ZM253 98L251 99V100H249L248 102H250L249 103V107L251 108V109H254V110H257V112L260 114V117L262 118V121H263V123H261V124H256V125H252L253 127L250 129L251 131L250 132H248V130H242V129H240V127H236V126H238V125H233V126H235V127H233L231 130H229V132H228V130L227 131H225V133L226 134H223V139H224V141L226 140V139H228L227 140V142L225 143V142H223V147L221 148V151H222V153H224V152H226L228 155H232L233 153H234V151L235 150H237V148L239 149V146H240V148H242L245 144V147L247 148V150H253V151H257V150H259L262 146H263V142H264V96H262V95H260V93H257V94H254V96H252ZM15 98V97H14ZM19 98V97H18ZM40 98V97H39ZM74 98V97H73ZM72 98V99H73ZM71 99V100H72ZM83 99V98H82ZM86 99V98H85ZM97 99V100H96ZM199 99V98H198ZM239 99V98H238ZM22 99H20L19 101H21ZM23 100V101H24ZM32 100V99H31ZM34 100H36V99H34ZM84 100V99H83ZM221 100V99H220ZM229 100V99H228ZM244 100V99H243ZM245 100H247V99H245ZM26 101L27 100H25V103H26ZM74 101V100H73ZM72 101V102H73ZM85 101V100H84ZM193 101V100H192ZM238 101V100H237ZM48 102V103H49ZM70 102V101H69ZM218 102V101H217ZM245 102V101H244ZM247 102V101H246ZM34 103V102H33ZM43 103V102H42ZM75 103V102H74ZM208 103V102H207ZM215 102H212V104H214ZM240 103V102H239ZM20 103L18 102V105H19ZM29 104V103H28ZM39 104H41V102L39 103ZM38 104V105H39ZM56 106H55V105ZM77 104V103H76ZM185 104V103H184ZM203 104V103H202ZM245 104V103H244ZM248 104V103H247ZM247 104H246V106H247ZM21 105H23V104H21ZM27 105V104H26ZM31 105V104H30ZM81 105V104H80ZM87 105V104H86ZM98 105V106H99ZM218 104H216V106H217ZM33 106V105H32ZM55 106V107H54ZM71 106L72 105H70V108H71ZM76 106H79L78 104L77 105H75V107ZM185 106V105H184ZM220 106V105H219ZM29 107V106H28ZM31 107V106H30ZM39 107H40V105H39ZM42 107H43V105H42ZM58 107V106H57ZM62 107V108H61ZM61 107H59V109L61 108V111H64L65 110V108L63 107V106H61ZM67 107L69 108V106L67 105ZM74 107V106H73ZM81 107V106H80ZM235 107V106H234ZM34 108V107H33ZM69 108V109H70ZM205 108V107H204ZM240 108L242 109V107H241V105H240ZM247 108V107H246ZM31 109V108H30ZM34 109H37V108H34ZM41 109H43V108H41ZM41 109H39V110H41ZM58 109V108H57ZM77 109V108H76ZM218 109V108H217ZM244 109H245V107H244ZM22 110V109H21ZM29 110V109H28ZM74 110V109H73ZM16 111V110H15ZM38 111V110H37ZM57 111V112H56ZM60 111V112H61ZM67 111H68V109H67ZM71 111V110H70ZM70 111H68L69 112V114H70ZM238 111H240V109L238 110H235V111H233V113L230 115V117H233V120H234V117L236 118V119H238L237 117H238ZM9 112V111H8ZM11 112V111H10ZM40 112V111H39ZM60 112H58V113H60ZM65 112V111H64ZM173 112V111H172ZM170 113V119L169 120H175V118H174V116H172L173 115V113ZM221 112V111H220ZM223 112V111H222ZM251 112H252V110H251ZM13 113V112H12ZM65 113H67V112H65ZM204 113V112H203ZM37 114V113H36ZM69 114H67L68 116H69ZM196 114H198L197 112H194V114L192 115V116H194V115H196ZM229 114V113H228ZM255 114V113H254ZM18 115V114H17ZM30 116V115H35V111H33V112H31V111H28L25 115H19V117H17V118H15V120L16 119H18V120H22V118H23V120H25L24 119V117H27V116ZM61 115V114H60ZM116 115V114H115ZM168 116H169V114H167ZM203 115V114H202ZM245 115V114H244ZM40 116V115H39ZM62 116V115H61ZM64 116H65V114L63 115V118H64ZM162 116V115H161ZM165 116V115H164ZM172 116V117H171ZM198 116V115H197ZM196 116V117H197ZM226 116V115H225ZM225 116H223V118L225 117ZM243 116V115H242ZM16 117V116H15ZM41 117V116H40ZM188 117V116H187ZM187 117H185L186 118V120H188L187 119ZM199 117V116H198ZM212 117V116H211ZM7 118H8V115H7ZM42 118V117H41ZM53 118V117H52ZM69 118V117H68ZM165 118V117H164ZM174 118V119H173ZM185 118H181V116L180 117H177V119H176V122L174 123L175 125L177 124V129H176V127H175V129L177 130L176 132L179 134L180 133V129H181V127H180V125L183 123L184 124V119ZM188 118H190V117H188ZM222 118V117H221ZM227 118V117H226ZM244 118H245V116H244ZM1 119H0V121H1ZM46 119L47 118H44L43 120H40V122H39V124L37 125L38 127H37V129H36V131L38 132V130H39V128L40 127H43L44 125H45V121H46ZM70 119V118H69ZM183 119V120H182ZM194 119H196V118H194ZM206 119V118H205ZM207 119H209V118H207ZM217 119L218 118H214V117H212L210 120L211 121H208L209 123L208 124H210V126H208L209 127V129H208V134H210V138L211 139H213V141L214 140H216V138H218L217 136L219 135H216V127H215V122L217 121ZM225 119V118H224ZM228 119V118H227ZM7 120V121H6ZM6 120H4L3 122L5 123V122H8V119H6ZM9 120H14V119H9ZM10 121L11 122V124H9V123H7L6 125H7V127L5 126V128H7L8 130H10V129H12L14 126H15V124H13V123H15V122H19L18 120H16V121ZM54 119H52L51 121H53ZM60 120H61V118H60ZM63 120V119H62ZM64 120H65V118H64ZM134 120V119H133ZM166 120V119H165ZM190 120H193V118H191ZM204 120V119H203ZM50 121V120H49ZM66 121V120H65ZM64 121V122H65ZM112 121V120H111ZM139 121V120H138ZM156 121V120H155ZM189 121V120H188ZM220 121H222V120H220ZM253 121V120H252ZM261 121V122H262ZM38 122V121H37ZM62 122V121H61ZM157 122V121H156ZM167 122V121H166ZM169 122V121H168ZM172 122V121H171ZM190 122V121H189ZM201 122V121H200ZM211 122V123H210ZM219 121H217V123L216 124H219V123H222V122H219ZM236 122V121H235ZM234 122V123H235ZM16 123V124H17ZM25 123V122H24ZM31 123V122H30ZM60 123V122H59ZM66 123V122H65ZM64 123V124H65ZM121 123V122H120ZM140 123V122H139ZM161 123H162V120H161ZM165 123V122H164ZM188 123V122H187ZM187 123H185L186 125H187ZM196 123V122H195ZM195 123H192V121H191V124H194V126H195ZM206 123H207V121H206ZM228 123H230V122H228ZM233 123V124H234ZM243 123V122H242ZM249 122H247V124H248ZM254 123V122H253ZM1 124V123H0ZM20 124V123H19ZM35 124V123H34ZM135 124V123H134ZM148 124V123H147ZM152 124H153V122H152ZM159 124V123H158ZM163 124V123H162ZM182 124V125H183ZM208 124H206V125H208ZM251 124V123H250ZM22 125V124H21ZM48 125H49V123H48ZM60 125V124H59ZM112 125H113V123H112ZM137 125V124H136ZM165 125V124H164ZM47 126V125H46ZM46 126H44V127H46ZM56 126V125H55ZM55 126H53V127H51L49 130H48V133L49 132H52V130H53V128L55 127ZM65 126V125H64ZM138 126V125H137ZM141 126V125H140ZM143 126V125H142ZM174 126V125H173ZM193 126V125H192ZM223 126L224 127H226L227 125H225L224 123H223ZM223 126H219L218 128H220V127H223ZM19 127V126H18ZM43 127V128H44ZM60 127H62L61 125H60ZM68 127V126H67ZM113 127V126H112ZM136 127V126H135ZM144 127H146V125L144 126ZM149 127V126H148ZM147 127V129L148 130H150L149 128ZM158 127V126H157ZM168 127V126H167ZM191 127V126H190ZM231 127V126H230ZM16 128V127H15ZM42 128V130H44ZM151 128V127H150ZM48 129V128H47ZM46 129V130H47ZM107 129H110V128H107ZM112 129V128H111ZM222 130L221 131H224L223 130V128H221ZM227 129H228V127H227ZM237 129V132H235V130ZM7 130V131H8ZM14 130V129H13ZM17 130V129H16ZM41 130V131H42ZM45 130V131H46ZM137 130V129H136ZM153 130H155L154 128H153ZM152 130V131H153ZM183 131H184V135L185 134H190V131L192 130H190L189 128H184V129H182ZM194 130V129H193ZM225 130H226V128H225ZM11 131V130H10ZM35 131V132H36ZM40 131V132H41ZM104 131V130H103ZM111 131V130H110ZM114 131V130H113ZM112 131V132H113ZM118 131V130H117ZM132 131V130H131ZM139 131V130H138ZM140 131H141V129H140ZM142 131H144V129H142ZM169 131V130H168ZM172 131V130H171ZM195 131H197V130H195ZM211 131V132H210ZM247 131V132H246ZM5 132V131H4ZM12 132V131H11ZM44 132V131H43ZM84 132H86L87 133V130L85 131V130H83V131H81V133L80 134H82L83 135V137H82V139H83V142L85 141V139H87L86 137H85V134H84ZM129 132V131H128ZM133 133H135L134 131H132ZM156 132H157V130H156ZM159 132H160V130H159ZM175 132V131H174ZM218 132V131H217ZM10 133V132H9ZM8 133V134H9ZM34 133V132H33ZM33 133H31L32 135H34ZM102 133V132H101ZM109 133V132H108ZM136 133H138L137 131H136ZM144 133V132H143ZM143 133H142V135H143ZM149 133V132H148ZM218 133H220V132H218ZM224 133V132H223ZM7 134V135H8ZM31 134H30V136H31ZM43 134V133H42ZM52 134H56V133H52ZM57 134H59V133H57ZM64 134V133H63ZM121 134H122V132H121ZM152 134V133H151ZM192 134H194V133H192ZM198 134V136L200 135L199 133H197ZM6 135V136H7ZM28 135H29V133H28ZM28 135H27V137H28ZM37 135V134H36ZM78 135H79V133L76 135V137H78ZM99 135V134H98ZM105 135V134H104ZM135 136H136V134H134ZM138 135V134H137ZM150 135V134H149ZM153 135V134H152ZM166 134H164V136H165ZM174 135H176V134H174ZM183 135V134H182ZM206 135V134H205ZM221 135V134H220ZM227 135V136H226ZM39 136V135H38ZM48 136H50V135H48ZM54 136V135H53ZM95 136V135H94ZM161 136H163V135H161ZM171 136V135H170ZM177 136V135H176ZM187 137H188V135H186ZM26 136H22L21 135V137H18V138H16V139H13V140H10L9 141V143L6 145V147L4 146V148H6V149H9L8 147H16V149H21L27 142H29L27 139H29V138H25ZM32 137V136H31ZM34 137V136H33ZM76 137L74 136V138L76 139ZM81 137V136H80ZM105 137V136H104ZM103 137V138H104ZM116 137V136H115ZM152 137V136H151ZM159 137V136H158ZM179 137V136H178ZM178 137H177V139H176V141L174 140V143H170L171 142V140H167L168 142H169V144H167L166 146L164 145V149H168V151H170V154H171V156L172 155H174V154H176V147H177V145H178V141L177 140H179L178 139ZM182 137H184V136H182ZM181 137V138H182ZM192 137H194V136H192ZM192 137H190L191 139H192ZM196 137V136H195ZM194 137V138H195ZM220 137L221 136H219V140H220ZM1 138V137H0ZM10 138V137H9ZM15 138V137H14ZM41 138V137H40ZM39 137H38V140L40 139ZM43 138H45V137H43ZM47 138V137H46ZM73 138V139H74ZM94 138V137H93ZM92 138V139H93ZM96 138V137H95ZM103 138H102V140H103ZM153 138V137H152ZM160 138V137H159ZM170 138H173L172 136L170 137ZM175 138V137H174ZM181 138H180V140H181ZM185 138V137H184ZM3 139V138H2ZM36 139H37V137H36ZM36 139H33V140H35V142H36ZM53 139V138H52ZM69 139V138H68ZM65 140L64 142H63V140H62V142H63V144H62V146H66L67 148H69L70 146H71V144H69V142H70V140H73V139H69V140ZM81 139V140H82ZM97 139H98V137H97ZM100 139V138H99ZM113 139V138H112ZM163 139V138H162ZM162 139H160V140H162ZM165 139V138H164ZM190 139V140H191ZM198 139H200V137H198ZM198 139H196V141L198 140ZM222 139V140H223ZM8 140V139H7ZM31 140V139H30ZM43 140V139H42ZM57 140H59V139H57ZM56 140V141H57ZM88 140V139H87ZM102 140H101V143H100V146L98 145L97 146V144H99L98 142H97V144L95 145L96 147H94V141L92 142L91 140H90V142H92L91 144H89V146H91L92 145V148H88L89 149V151H87V153H86V150H88V149H86L85 150V155L80 159V160H78V161H74L73 160V162L71 161V162H68V163H70V164H65V161H61V154H59V155H57V156H55V158L56 157H58V160H59V158H60V161H59V163L58 164H55V162L56 161H50V160H48V164L47 165H44V161H42V162H40V163H38V164H31V165H28V166H22V167H19V171L18 172H15L14 170V173H9V174H7L6 175V178L4 177L3 179H5V180H7V179H9L8 178V175L9 176H11L10 178H13L12 177V175L14 176V175H16L17 176V173L20 175V177H22V178H24V179H28V178H30L31 176L34 178L35 177V174L34 173H36L35 171H37L36 169H38L39 170V167L40 166H42V168L43 169H45L46 167H48V168H46V169H48V171L46 172V173H48V177H46V178H48V180L46 181V180H44V179H41V177L39 178V179H41V180H39V179H37L38 180V183L37 184H35V182H33V180H32V182L35 184V185H32V184H29L28 183V181L29 180H27V182H24L23 180H22V178H21V181L22 182H20V183H18V184H14V187H15V189H13V192H15V190L16 191H21V189H23L24 190V192H25V190L27 189V190H29V191H27L26 190V195H24L23 197L21 196H19V199L21 200V202H19L20 203V205L18 206V210H14V208L12 209V210H14L15 211V213H14V211L11 213L10 211H2L3 213H1V210H2V208H1V210H0V227H2V228H0V249H1V247H3L6 243H19V242H22V241H25L24 240V238H26V237H28L29 235H32V234H35L36 232H39V231H46L47 232V230L46 229H44V227L48 224V226L47 227H49V225H51V223H53L52 221V219H54V220H59V221H61L60 219H65V216H66V214H67V212L69 211L68 209H70V207H71V205L73 206V207H76V206H74V205H76L77 204V200H76V198L73 196V192L76 190V191H78L77 190V187L76 186H79V180L78 179H76L77 177H79L80 176V174L82 173V174H85L87 171H88V173H92L93 172V174L94 173H96V172H100V173H103V171L102 170H104V169H102L103 167L105 168V166H104V163H106V161L109 163V162H111V164H112V162H114L113 161V155H116L117 154V149H119L120 150V148H121V146L118 148L117 147V142L115 141V142H111L112 144H110V147H109V144H108V142H106L107 144H108V146H107V144H105V141H103L102 142ZM104 140H105V138H104ZM154 140V139H153ZM188 140V139H187ZM189 140V141H190ZM76 141V140H75ZM107 141H111V140H107ZM133 141V140H132ZM140 141H143L142 139L140 140ZM151 141H152V139H151ZM189 141H188V143H189ZM200 141V140H199ZM198 141V142H199ZM201 141H202V139H201ZM208 141V140H207ZM3 142H4V140H3ZM6 142V141H5ZM34 142V141H33ZM44 142V141H43ZM46 142V141H45ZM80 142V141H79ZM130 142V141H129ZM139 142V141H138ZM144 142V141H143ZM155 142V141H154ZM156 142H159V141H156ZM161 142V141H160ZM164 142V141H163ZM195 142V141H194ZM194 142H193V145H194ZM198 142H196L197 144H198ZM75 143V142H74ZM115 145H114V144ZM127 143V142H126ZM132 143V142H131ZM134 143V142H133ZM137 143V142H136ZM136 143H134V144H136ZM191 143H192V141H191ZM190 143V144H191ZM30 144H32L33 145V143H30ZM38 145H39V147L40 146H42L41 144L42 143H39V141H38V143H37ZM36 143H35V145H37ZM73 144V143H72ZM76 144V143H75ZM81 144V143H80ZM120 144V143H119ZM130 144V143H129ZM145 144V143H144ZM151 144H153V142L151 143ZM154 144H156V143H154ZM161 144V143H160ZM181 144V143H180ZM196 144V145H197ZM200 144H203V143H201L200 142ZM128 145V144H127ZM137 145V144H136ZM159 145V144H158ZM163 145V144H162ZM199 145V144H198ZM3 145L2 144H0V157H3L2 155V147ZM22 146V147H21ZM29 146H31V145H29ZM46 146V145H45ZM87 146V145H86ZM107 146V147H106ZM134 146V145H133ZM137 146H139V145H137ZM142 146V148L143 147H145V146H143V145H141ZM161 146V145H160ZM202 146V145H201ZM32 147V146H31ZM36 147V149H37V151L39 152V150L38 149H40V148H38L37 146H35ZM73 147V146H72ZM78 147H80V146H78ZM150 147H151V145H150ZM182 147V146H181ZM180 147V148H181ZM185 147V146H184ZM199 147V146H198ZM33 148V147H32ZM55 148H57V147H55ZM63 148H65V147H63ZM136 149H137V147H135ZM141 148V147H140ZM147 148V147H146ZM155 148V150H156V146L154 147ZM158 148V147H157ZM159 148H161V147H159ZM187 148H189V147H187ZM244 148V147H243ZM242 148V149H243ZM12 149H14V148H12ZM35 149V148H34ZM43 149H44V147H43ZM133 149V148H132ZM163 149V150H164ZM196 148H194V150H195ZM199 149H201V151H199V158H198V160H194V162H196V165L194 164L193 165V170H194V173H192V174H197V169H200V165L202 166H208L209 167V165L211 164V157L214 155V150H213V146H212V148L210 149V150H203L202 148H199ZM198 149V150H199ZM205 149H206V147H205ZM257 149V150H256ZM4 150V149H3ZM10 150V149H9ZM47 150V149H46ZM60 150V149H59ZM151 150V149H150ZM159 150V149H158ZM157 150V151H158ZM161 150H162V148H161ZM175 150V151H174ZM181 150V149H180ZM6 151V150H5ZM8 151V150H7ZM21 151V150H20ZM57 151H58V149H57ZM61 151H62V149H61ZM61 151H59V152H61ZM65 151V150H64ZM135 151V150H134ZM167 151V150H166ZM187 151H188V149H187ZM190 151V150H189ZM192 151V153L194 152L193 150H191ZM191 151L189 152V153H191ZM197 151V150H196ZM204 151V152H203ZM246 151V150H245ZM153 152V151H152ZM179 152V151H178ZM41 153V152H40ZM44 153V152H43ZM55 153V152H54ZM53 152H52V154H54ZM57 154H58V152H56ZM75 153V152H74ZM119 151H118V156H119ZM123 152L121 151V154H122ZM156 153H158V152H156ZM167 153V152H166ZM196 153V152H195ZM219 153H221L220 152V150H219ZM232 153V154H231ZM10 154H12V153H10ZM9 154V155H10ZM45 154V153H44ZM62 154H63V152H62ZM70 154V153H69ZM71 154H73V153H71ZM88 154V155H87ZM150 154V153H149ZM159 154V153H158ZM216 154H218V153H216ZM23 155V154H22ZM48 155V154H47ZM64 155V154H63ZM125 155V154H124ZM131 155V154H130ZM156 155V154H155ZM181 155V154H180ZM15 156V155H14ZM66 156V155H65ZM65 156H63V158L65 157ZM82 156V155H81ZM80 156V157H81ZM127 156V155H126ZM164 156V155H163ZM171 156H169V157H171ZM17 157H19L18 155H16L14 158H10V159H4V160H2V161H0V169H2V171H3V168L5 169V166L7 165L8 166V164H9V162H11V161H13V160H15V159H17ZM45 157H47V156H45ZM48 157H50V156H48ZM47 157V158H48ZM70 157H71V155H70ZM157 157V156H156ZM175 157H176V155H175ZM175 157H173V158H175ZM179 157V156H178ZM181 158H177V160H178V163L176 164V162H175V164L172 166V165H170V166H165V168H163V170L161 169V171H162V173H163V178L164 179H166V178H168L169 177V175L171 174L172 175V171H173V176L176 178L177 176H180V175H182L183 174V172H185L188 168H186L185 169V171H184V168H185V166H188L189 164L187 163L186 165H184V163H186V162H184V159L185 158H183V155L182 156H180ZM53 159H55L54 158V156L52 157ZM67 158V157H66ZM85 158H87L86 160L87 161H89V164H92V165H90L91 167L90 168H88L89 167V164L87 165V167H84V169L82 170V165H83V162H86L85 160L83 161V159H85ZM119 158V157H118ZM124 159H125V157H123ZM48 159H50V158H48ZM65 159V158H64ZM111 159H112V161H111ZM162 159V158H161ZM259 159L260 158H257V160H255L254 162L255 163H257V162H260L259 161ZM30 160V159H29ZM44 160V159H43ZM70 160V159H69ZM204 160H205V164H204ZM20 161V160H19ZM46 161H47V159H46ZM105 161V162H104ZM117 161H119V160H117ZM116 161V162H117ZM122 161V160H121ZM202 161V162H201ZM96 162V163H95ZM98 162H99V164H98ZM101 162V163H100ZM171 162H173V161H171ZM192 162H193V160H192ZM193 162V163H194ZM8 163V164H7ZM19 163V162H18ZM43 163V164H42ZM107 163V164H108ZM124 163V162H123ZM192 163V164H193ZM254 163V164H255ZM6 164V165H5ZM29 164H30V162H29ZM102 164V165H101ZM111 164H108V166L107 167H109ZM118 164V163H117ZM164 164V163H163ZM258 164V163H257ZM10 165V164H9ZM19 165V164H18ZM141 165V164H140ZM176 165V166H175ZM236 165V164H235ZM54 166V167H53ZM174 166H175V168H174ZM121 167V166H120ZM173 167V168H172ZM41 168V169H42ZM110 168V167H109ZM10 169V168H9ZM15 169H16V167H15ZM18 169V168H17ZM141 169H144V168H141ZM140 169V170H141ZM156 170H157V168H156ZM155 170V171H156ZM189 170V169H188ZM6 171V170H5ZM17 171V170H16ZM44 171L45 170H43V173L42 174H44ZM90 171V172H89ZM102 171V172H101ZM105 171V170H104ZM113 171V170H112ZM154 171V172H155ZM159 171V170H158ZM41 172V171H40ZM39 172V173H40ZM107 172V171H106ZM134 172V171H133ZM132 172V173H133ZM142 172H144L143 170H142ZM223 172V171H222ZM88 173H86V174H88ZM161 173V174H162ZM37 174V173H36ZM41 174V175H42ZM98 174V173H97ZM123 174V173H122ZM128 174V173H127ZM136 174V173H135ZM18 175V176H19ZM38 175H40V174H38ZM77 175H79V176H77ZM100 175V177H102V175L103 174H99ZM129 175V174H128ZM147 175V174H146ZM157 175V174H156ZM200 175H202V174H200ZM28 176H30V177H28ZM47 176V175H46ZM77 176V177H76ZM89 176H91V175H89ZM115 176V175H114ZM141 176V175H140ZM42 177H44L43 175H42ZM74 177V178H73ZM99 177V178H100ZM126 177V176H125ZM149 177V176H148ZM15 178H17V177H15ZM19 178V177H18ZM32 178V179H33ZM87 178V177H86ZM115 178V177H114ZM158 178V177H157ZM161 178V177H160ZM162 178V179H163ZM2 179V180H3ZM79 179H80V177H79ZM81 179L83 180V178L81 177ZM125 179V178H124ZM134 179V178H133ZM151 179V178H150ZM150 179H149V181H150ZM163 179V184H164V186H165V184H166V182H165V180ZM4 180V181H5ZM20 180V179H19ZM81 180V181H82ZM89 180H91V179H89ZM140 180V179H139ZM147 180V179H146ZM15 181V180H14ZM17 181H18V179H17ZM99 181V180H98ZM120 181V180H119ZM148 181V182H149ZM152 181H154L153 179H152ZM167 181V180H166ZM171 181H172V179H171ZM147 182V181H146ZM168 182V181H167ZM173 182V181H172ZM171 182V183H172ZM8 183V181L6 182V184ZM46 183H48V186H46L47 184ZM88 183V182H87ZM91 183H93V182H91ZM90 183V184H91ZM136 183V182H135ZM161 183V184H162ZM170 183V184H171ZM3 184H5V183H3ZM5 184V185H6ZM101 184V183H100ZM104 185H106L105 183H103ZM1 185V184H0ZM10 185V187H11V184H9ZM94 185H96V182L94 183ZM98 185V184H97ZM96 185V186H97ZM71 186H73V190H72V193H70V191H69V188L71 187ZM88 186H89V184H86V183H84V184H82L81 185V188H78V189H80L79 191H84L85 193H87V191H88V189L90 190L91 188H88ZM99 186V185H98ZM121 186V185H120ZM123 186V185H122ZM134 186V185H133ZM163 186V187H164ZM168 186V185H167ZM220 186V185H219ZM3 187V186H2ZM10 187H8V188H10ZM13 187V188H14ZM74 187H76V189H74ZM91 187V186H90ZM92 187H95V186H92ZM104 187H106V186H104ZM114 187V186H113ZM6 188V187H5ZM99 188H100V186H99ZM72 189V187L70 188V190ZM7 190V189H6ZM9 190V189H8ZM11 190V189H10ZM22 190V191H23ZM94 190V189H93ZM96 190H97V187H96ZM101 190V189H100ZM104 190V189H103ZM161 190H162V188H161ZM3 191H5L4 189H2L1 191H0V194H2L3 193ZM98 191H99V189H98ZM105 191V190H104ZM160 191V190H159ZM163 191V190H162ZM28 192V193H27ZM95 192V191H94ZM93 192V193H94ZM123 192H125V191H123ZM151 192V191H150ZM90 193V192H89ZM95 193H97V192H95ZM6 194V193H5ZM16 194V193H15ZM14 194V195H15ZM18 194V193H17ZM17 194H16V196H17ZM20 194V193H19ZM18 194V195H19ZM71 194V195H70ZM75 194V193H74ZM88 194V193H87ZM119 194V193H118ZM122 194H124V193H122ZM162 194H163V192H162ZM173 194V193H172ZM97 195V194H96ZM96 195H94L93 194V198H95L96 197ZM98 195H99V193H98ZM127 195V194H126ZM1 196V195H0ZM78 196V195H77ZM83 196H84V194H83ZM83 196H81V197H83ZM91 196H92V194H91ZM111 196V195H110ZM121 196V195H120ZM131 196V195H130ZM2 197V196H1ZM0 197V198H1ZM85 197V196H84ZM108 197V196H107ZM117 197V196H116ZM163 197V196H162ZM109 198V197H108ZM144 198V197H143ZM19 199H18V201H19ZM79 199H81L80 197H79ZM117 199V198H116ZM115 199V200H116ZM163 199V198H162ZM161 199V200H162ZM9 199H7V201H8ZM48 200V202H46ZM76 200V201H75ZM90 200V199H89ZM97 200V199H96ZM144 200V199H143ZM165 200V199H164ZM4 201H6V200H4ZM6 201V202H7ZM83 201H84V199H83ZM87 201H88V199H87ZM105 201V200H104ZM123 201H124V199H123ZM110 202V201H109ZM163 202V201H162ZM258 202V201H257ZM18 203V202H17ZM74 203H76V204H74ZM84 203V202H83ZM115 203V202H114ZM118 203H119V201H118ZM126 203V202H125ZM4 204H6L5 202H4ZM3 204V205H4ZM8 204V203H7ZM87 204V203H86ZM85 204V205H86ZM90 204V203H89ZM112 204V203H111ZM124 206V205H123ZM138 206V205H137ZM212 206V205H211ZM217 206V205H216ZM226 206V205H225ZM14 207V206H13ZM209 207V206H208ZM208 207H207V209H208ZM4 208V207H3ZM12 208V207H11ZM48 208V209H47ZM113 208V207H112ZM135 208V207H134ZM142 208V207H141ZM72 209H75V208H72ZM72 209H71V212H72ZM108 209V208H107ZM210 209V208H209ZM230 209V208H229ZM228 209V210H229ZM10 210V209H9ZM38 210H39V213H40V211H42L43 212V216L42 217H37V212H38ZM45 210H47V214L48 215H46V214H44V212H46ZM77 210V209H76ZM104 210V209H103ZM35 211H37L36 212V215H34V212ZM78 211V210H77ZM107 212H108V210H106ZM117 212H118V210H116ZM115 211V212H116ZM50 212V213H49ZM70 212V213H71ZM74 212V211H73ZM73 212H72V214H73ZM138 212H140V211H138ZM191 212V211H190ZM213 212V211H212ZM75 213V212H74ZM11 214H12V216H11ZM41 214V213H40ZM128 214V213H127ZM177 214V213H176ZM193 214V213H192ZM39 215V214H38ZM74 215V214H73ZM116 214H114V217H116L115 216ZM121 215V214H120ZM132 215V214H131ZM181 215H182V213H181ZM41 216V215H40ZM110 216V215H109ZM118 216V215H117ZM124 216V215H123ZM137 216H138V214H137ZM141 216V215H140ZM187 216V215H186ZM69 217H70V215H69ZM81 217V216H80ZM83 217V216H82ZM174 218H175V215L173 216ZM183 217H184V215H183ZM67 218H68V215H67ZM109 218V217H108ZM133 218V217H132ZM135 218H136V216H135ZM190 218V217H189ZM71 219H73V217H71ZM87 219V218H86ZM89 219V218H88ZM114 219V218H113ZM112 219V220H113ZM128 219V218H127ZM179 219H183V218H180L179 217ZM179 219H178V221H179ZM66 220V219H65ZM129 220H131V219H129ZM171 220V219H170ZM175 219H173V222H175L174 221ZM177 220V219H176ZM192 220V219H191ZM63 221V220H62ZM82 221V220H81ZM87 221H89V220H87ZM110 221V220H109ZM132 221V220H131ZM181 221V220H180ZM66 222H68V221H66ZM128 222H130V221H128ZM170 222H172V221H170ZM172 222V223H173ZM183 222V221H182ZM54 223H57V225H58V221H56V222H54ZM61 223V222H60ZM87 223H89V222H86V224ZM117 223V222H116ZM62 224V223H61ZM67 224V223H66ZM71 224V223H70ZM84 224V223H83ZM114 224V223H113ZM180 224H182V223H180ZM183 224H184V222H183ZM80 225H82V224H80ZM37 226V227H36ZM53 226V224L51 225V227ZM55 226V225H54ZM60 226V225H59ZM58 226V227H59ZM66 226V225H65ZM68 226H70V225H68ZM85 226V225H84ZM179 226V225H178ZM197 226V225H196ZM72 227V226H71ZM102 227H104V226H102ZM111 227V226H110ZM181 227V226H180ZM57 228V227H56ZM70 228V227H69ZM68 228V229H69ZM73 228V227H72ZM79 228V227H78ZM87 228H89V226L87 227ZM106 228V227H105ZM160 228V227H159ZM48 229V228H47ZM80 229V228H79ZM97 229V228H96ZM101 229H103V228H101ZM57 229H55V231H56ZM62 230V229H61ZM86 230V229H85ZM92 230H93V228H92ZM98 231V230H97ZM42 232H40V234L42 233ZM84 232V231H83ZM91 232V231H90ZM90 232H88V233H90ZM94 232V231H93ZM96 232V231H95ZM44 233V232H43ZM64 233H65V231H64ZM68 234H69V232H67ZM77 233V232H76ZM98 233V232H97ZM39 234V233H38ZM52 234V233H51ZM68 234H66V235H68ZM72 234H75V233H72ZM42 235V234H41ZM44 235V234H43ZM42 235V236H43ZM48 235V234H47ZM70 235V234H69ZM69 235H68V237H69ZM77 235V234H76ZM75 235V236H76ZM63 236V235H62ZM72 236V235H71ZM88 236V235H87ZM86 236V237H87ZM32 237H34L33 235H32ZM38 237H40V236H38ZM38 237H36V239H38ZM54 237V236H53ZM58 237V236H57ZM29 239H31L30 238V236H29ZM35 239V240H36ZM42 240H43V238H41ZM45 239V238H44ZM71 239H73V238H71ZM34 240V242H36ZM47 240V239H46ZM56 240V239H55ZM54 240V241H55ZM32 241V240H31ZM41 241V240H40ZM43 241H45V240H43ZM63 241V240H62ZM89 241H91V240H89ZM207 241V240H206ZM27 242V241H26ZM30 242V241H29ZM52 242H53V240H52ZM51 242V243H52ZM57 242H59V241H57ZM64 242H65V240H64ZM86 242V241H85ZM205 242V241H204ZM67 243V242H66ZM92 243H95V241H93ZM217 243V242H216ZM56 244H58V243H56ZM60 244H62V243H60ZM53 245V244H52ZM51 244H50V247L52 246ZM55 245V244H54ZM54 245H53V247H54ZM64 246V245H63ZM49 247V246H48ZM52 247V248H53ZM60 247H62V246H60ZM203 249H204V247H202ZM51 249V248H50ZM49 249V250H50ZM201 249V248H200ZM39 251H41V250H39ZM54 251V250H53ZM38 252V251H37ZM37 252H35V250L33 251V252H31V253H29L28 254V256L30 257V258H36V257H38V255H40V253H37ZM26 254V253H25ZM21 261H25L26 260V257H27V254L26 255H24V254H21ZM19 260H20V258H19Z\"/></svg>",
  "mask_w": 264,
  "mask_h": 264
},
{
  "label": "water",
  "instance_id": "95a60500",
  "mask_svg": "<svg viewBox=\"0 0 264 264\" xmlns=\"http://www.w3.org/2000/svg\"><path fill=\"white\" fill-rule=\"evenodd\" d=\"M81 0H79V2H80ZM186 3H188V4H190L191 3V0L189 1V0H183L182 1V3H180V4H177L176 3V9H177V6L179 7V6H182V8H183V6H185V4ZM183 10V9H182ZM93 11H95V9L94 10H92V12L91 13H93ZM90 13V14H91ZM175 14V13H174ZM95 15V13L93 14V15H91L90 17H93ZM75 52V51H74ZM167 81V80H166ZM235 132H237V129L235 130ZM194 155V157H195V153H193ZM184 165H186V163H184ZM174 176H172V178H173Z\"/></svg>",
  "mask_w": 264,
  "mask_h": 264
}]
</instances>
